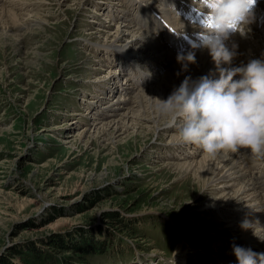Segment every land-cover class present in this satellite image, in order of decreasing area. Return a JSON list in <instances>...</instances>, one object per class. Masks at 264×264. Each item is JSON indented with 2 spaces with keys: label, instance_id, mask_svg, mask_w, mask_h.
Wrapping results in <instances>:
<instances>
[{
  "label": "rangeland",
  "instance_id": "374dc122",
  "mask_svg": "<svg viewBox=\"0 0 264 264\" xmlns=\"http://www.w3.org/2000/svg\"><path fill=\"white\" fill-rule=\"evenodd\" d=\"M106 1L118 7L116 0ZM95 4L0 0V264H23L22 257L33 249L53 252L55 235L77 241L92 235L109 244L104 254L87 255L81 264H236L232 231L225 227L230 221L211 206L200 207L218 190L214 183L203 186L200 167L210 168L216 160L205 165L204 157L211 156L203 150L196 156L195 145L175 143L171 137L179 121L175 126L166 121L154 131L150 119L148 127L137 131L127 115L122 132L134 131L130 137L110 128L135 104V91L146 85L125 80L121 95L115 93L116 115L110 116L114 103L106 91L115 81L106 75L114 67H107L106 51H96L92 42L118 45L137 33L130 18L114 25L93 17ZM122 12L130 15L127 8ZM120 29L126 36L113 43ZM3 32L7 37L1 38ZM249 40L256 44L246 47L243 57L260 49L255 38ZM93 97L98 102L89 104ZM238 153L244 173L240 182L253 186L261 197L253 203L261 204L264 213V176L255 174L252 162L257 156ZM259 170L264 173V161ZM220 182L229 186L233 180ZM107 211L122 218L108 222ZM250 220H238L240 229L247 235L258 229L254 241L259 245L245 247L264 253V218L253 214Z\"/></svg>",
  "mask_w": 264,
  "mask_h": 264
},
{
  "label": "clouds",
  "instance_id": "9594fccd",
  "mask_svg": "<svg viewBox=\"0 0 264 264\" xmlns=\"http://www.w3.org/2000/svg\"><path fill=\"white\" fill-rule=\"evenodd\" d=\"M257 0H203L206 10L201 31L189 40L190 50L178 54L184 69L195 63V49H207L215 72L191 80L186 77L166 100H158L157 111L179 121L174 141L195 145L209 156L248 149L264 156V58L233 66L235 46L227 41L246 34L253 22ZM236 264H264V253L234 247Z\"/></svg>",
  "mask_w": 264,
  "mask_h": 264
},
{
  "label": "bare ground",
  "instance_id": "6f19581e",
  "mask_svg": "<svg viewBox=\"0 0 264 264\" xmlns=\"http://www.w3.org/2000/svg\"><path fill=\"white\" fill-rule=\"evenodd\" d=\"M120 2H122V1H120ZM128 2H130V0H128ZM126 3H127V0H126ZM113 4H114V2H113ZM123 10H124V8L122 10L118 11V14L116 15V17H118V15H120V14H121V17L117 18L118 20H115L114 23L119 21V19H122V22H128L129 21L130 15L122 12ZM9 13L13 17H16V15L13 11H9ZM135 19L138 21V15H136ZM130 21H131V23L133 22V20H130ZM255 21L257 23H260V25H261L260 28L256 25H254L253 22H255ZM253 22L247 26L248 30L246 31V34L244 36H241L240 34L237 33L233 37L234 43H235V51H236L235 66H240L244 63L245 64L247 63V60L245 59V57H243L244 50L246 47H249L252 43L256 44L254 42V40H249V36H251L252 38H255L257 40V42L260 43V45H261V46H258L260 49L257 50L255 48H253L252 51L255 50L256 52L260 53V55L264 56V18L262 17L261 19H258V17H255V15H254ZM101 25L104 26V25H108V24L104 23ZM252 26H255V27H252ZM125 27H126V29H129V27L124 26V28ZM134 27L136 29L137 34L135 37L133 36V38L132 37H129L128 39L126 38V40H124V41H126V43H119L118 45H114V44H109V45L104 44L103 45V49H104V51H106L104 53H106L108 56V58L106 59V65H110L111 59H113V57L116 56L117 52H123V53L127 54L128 56L138 57L139 54L134 55V54H131L127 51V49L131 48V46L128 45L129 43H133V45L141 43L143 45L142 49H144L146 52L149 51V56L140 57L143 61L144 69L141 71H138L136 73L135 79L133 80L134 83H136L138 85V83H141V81L143 79V82L145 83L146 86L143 89H139L137 91H135L136 89H132L135 91V94H139L137 99H136L135 104H132L133 106L129 108V111L127 110L121 116V118L118 119L114 123L115 125L113 127L112 126L110 127L111 129L113 128V130L117 129L116 132L120 130L121 131L120 135L127 133V132H122V131L125 130L126 123L128 125L129 122L133 123V124H131L133 126H136L135 124H137L136 128H137V131H139V128L148 127L149 126L148 124H151L148 121L151 119L152 123L156 126V127L154 125L152 126V129L155 131L156 128H158L161 125H163L164 123H166V121H169V118L163 116L162 114H160L157 111L158 100H161V101L166 100L168 98V96L171 94V92L176 87H178L180 85V83L186 77H188L194 81V80H197L201 76L209 75L208 73H206V71H208V67L214 65L212 62L211 56L209 55L208 50L207 49H199L196 51L193 50L195 53V63L188 64L187 68L184 69L182 67V64L180 62H178L177 59L171 58V61L167 60V57L165 55L166 54L170 55V54H168L167 52H164V51H160L161 46L155 40L151 39V31L149 28L139 30V28L135 24H134ZM123 31H125V29H123V30L120 29L119 31L114 32L115 35L113 34L114 35L113 41H112L113 43L122 42L118 38L122 39L126 36V34H124ZM4 33L5 32H3L1 34V38L6 36ZM4 42L7 43L8 39H1V43H4ZM99 44H102V43H99ZM227 46L231 49L234 46V44L230 43ZM254 47H255V45H254ZM137 50L139 51V49H137ZM147 55H148V53H147ZM150 56L154 57L155 59L150 57ZM151 65H153V67L156 68V70L151 69ZM107 67L109 68V66H107ZM212 68H213V66H212ZM160 69H162V71L159 73V76L155 77V73ZM111 70H114V72ZM109 71H111V72L108 73V75H106V76H109L111 74L110 77L112 76L113 80H115V79L117 80V85H118V83H120L119 86H120V89L122 91L123 84H125V83L123 81L120 82V80L117 79V78H120V73L118 72V69L117 68H113V69L111 68L107 72H109ZM150 71H151V76L149 77ZM214 72H215V68L211 69L209 73H214ZM107 79H108V77H107ZM99 80L100 79H98V81ZM106 80H104V81H106ZM101 81L102 80H100V82ZM164 84H167V86H164ZM129 86H131V85H129ZM118 88L119 87H117L116 93L119 92ZM134 91H130V93H133ZM119 93L121 95V92H119ZM116 103H118V102H116ZM127 115L130 116L129 120H128L129 122L124 120L125 117L127 119ZM120 123L122 125H119ZM138 124H140V125L138 126ZM116 132H114V133H116ZM133 132L127 133L126 136H129ZM141 133H142V130H141ZM82 134H83V132L80 133V136ZM171 138L174 139L175 134H173ZM240 154L241 153H238V152H236V153H230L229 152L227 154L220 152L214 157H212V156L207 157L206 156L203 159V162L205 163V165L210 164L212 158H214V160H216V163L211 165L210 168H206V166H201L200 170H199V172H200L199 178L202 180L203 186H205V184H208V183L209 184L214 183V185L216 186L214 189H218L217 191L214 190L213 194H215V195L213 196V198H210L209 203H208V201H204L202 204H200V207L205 209V208H209V206H211V208L216 209L217 211H220L221 213L223 212L221 214L223 219L225 216V218H227L230 221V223H228V225H226L225 227H226V229L229 228V230L232 231V234H230L231 232L229 233L230 236L232 235L231 236L232 241H231V239H229L232 242V243H230V247H232V245H234L232 247V249L234 247H237V246L241 247L240 246L241 242H244V244H243L244 248H246L245 247V246H247L246 244H250V246H258L259 245V244L257 245V243H255V241H254V238H255L254 235L259 234L258 229L256 231H254L253 235L252 234L247 235L248 231L240 229V227H242V226L240 225V222L238 220H240L242 222L243 221H246V222L252 221V220H250V217L253 214H256L257 216L264 218V213H263V210L261 209V204H259L258 202L253 203L254 200L255 201L257 199L260 200L261 197L258 195L255 196L256 190L255 189L253 190V186L251 184H249L248 182H246V183L240 182L241 178L244 175V173L240 172V167H238V165H237V163H240V160H239V158H241ZM230 155L233 158H229ZM222 164L224 166H226V169L224 171H220L218 169V167ZM229 164H231L233 167H227V165H229ZM237 179H240V180H237ZM231 180H233V182L229 186L225 183L219 184V183H221L220 181L228 182ZM225 185L229 187V191L223 193L222 187H224ZM196 197H197V195H194V198H196ZM207 204H209V205L207 206ZM227 207L229 210H226ZM253 208H256L255 211H251ZM234 220H237V221L234 222ZM256 221L260 222V220H255L254 222H256ZM220 235H221V233H220ZM238 235H241V238H239ZM226 240H228V239H226ZM246 249H249V248H246ZM230 262L228 261L227 263L230 264ZM221 263L224 264L223 262H221Z\"/></svg>",
  "mask_w": 264,
  "mask_h": 264
},
{
  "label": "trees",
  "instance_id": "16d2710c",
  "mask_svg": "<svg viewBox=\"0 0 264 264\" xmlns=\"http://www.w3.org/2000/svg\"><path fill=\"white\" fill-rule=\"evenodd\" d=\"M103 215L108 219V222L115 221L117 218H122L118 217L119 215L116 213L109 211L103 213ZM44 223L45 221L43 224ZM70 237L71 239L67 240V238L64 239L65 236L60 237L55 235L51 241V247L54 250L53 252L43 251L40 249L35 251L33 249L31 256L22 257L23 264H81L84 262L87 255H102L109 248V244L105 240L95 238L92 235H90V237L85 236V238L78 241L74 240L72 236ZM62 253H70L71 256L59 255Z\"/></svg>",
  "mask_w": 264,
  "mask_h": 264
}]
</instances>
